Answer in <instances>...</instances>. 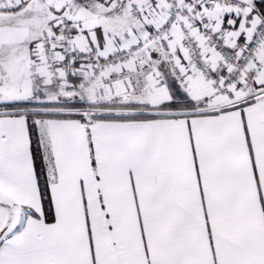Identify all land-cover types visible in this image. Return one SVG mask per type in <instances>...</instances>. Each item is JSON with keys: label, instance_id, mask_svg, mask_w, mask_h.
Segmentation results:
<instances>
[{"label": "snow or ice", "instance_id": "obj_1", "mask_svg": "<svg viewBox=\"0 0 264 264\" xmlns=\"http://www.w3.org/2000/svg\"><path fill=\"white\" fill-rule=\"evenodd\" d=\"M0 264H264V0H0Z\"/></svg>", "mask_w": 264, "mask_h": 264}]
</instances>
